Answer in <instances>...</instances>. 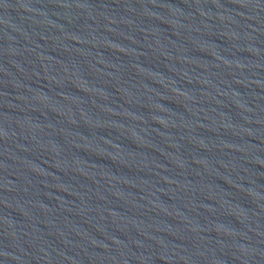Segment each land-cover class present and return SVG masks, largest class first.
Instances as JSON below:
<instances>
[{"label":"water","instance_id":"1","mask_svg":"<svg viewBox=\"0 0 264 264\" xmlns=\"http://www.w3.org/2000/svg\"><path fill=\"white\" fill-rule=\"evenodd\" d=\"M0 264H264V0H0Z\"/></svg>","mask_w":264,"mask_h":264}]
</instances>
